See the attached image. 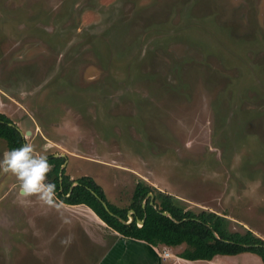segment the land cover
<instances>
[{
    "label": "rangeland",
    "instance_id": "rangeland-1",
    "mask_svg": "<svg viewBox=\"0 0 264 264\" xmlns=\"http://www.w3.org/2000/svg\"><path fill=\"white\" fill-rule=\"evenodd\" d=\"M0 111L123 207L142 179L264 239V0H0ZM62 202L0 170V264H92Z\"/></svg>",
    "mask_w": 264,
    "mask_h": 264
},
{
    "label": "trees",
    "instance_id": "trees-1",
    "mask_svg": "<svg viewBox=\"0 0 264 264\" xmlns=\"http://www.w3.org/2000/svg\"><path fill=\"white\" fill-rule=\"evenodd\" d=\"M10 122H13L12 119L0 111V138L5 139L8 151L26 143L16 124ZM46 156L53 165L47 179L56 185L55 196L66 203L86 204L123 236L150 243L161 242L171 247L185 244L186 247L177 254L191 260L211 259L215 254L250 251L258 254L264 264V239L249 229L244 232L228 230L225 225L227 218L223 215L214 211L201 210L196 213L185 209L176 202L174 196L162 192H158L160 201L155 205L147 196L153 188L142 180L136 182L130 203L119 207L106 198L102 186L89 175L70 179L63 168L60 178V165L66 159L65 156H54V153ZM102 200L110 211L106 210ZM143 200L146 201L144 206ZM128 209L133 210V219L125 222L128 220ZM142 218L143 222L138 224L137 219Z\"/></svg>",
    "mask_w": 264,
    "mask_h": 264
},
{
    "label": "crops",
    "instance_id": "crops-1",
    "mask_svg": "<svg viewBox=\"0 0 264 264\" xmlns=\"http://www.w3.org/2000/svg\"><path fill=\"white\" fill-rule=\"evenodd\" d=\"M25 130H30V129H25ZM30 133H31V131H30ZM67 161H68V159L66 157L65 166H67ZM71 177L73 178L74 176L71 175ZM140 180H142V179H140ZM142 181L153 188V190L150 191L152 194L147 195L150 197V202L155 203V205L157 203H159L160 198L157 196V192H162V193H167V192L162 191V190L154 187L153 185H150V183H147L144 180H142ZM121 189L124 190L123 187H121ZM121 189L119 188V193H120ZM133 190L134 189L132 186L129 187V190H127L130 199L132 197ZM168 194H170V193H168ZM105 196L108 200H110L111 203H113L119 207H123V204H121L120 202L117 201V200H119L118 197H116L117 200H112V198H110V194L108 192L105 193ZM172 196H174V195H172ZM174 197L176 198V202L179 205H181L180 204V202H181L180 198H178L176 196H174ZM62 204L66 208H77L75 210H79V211H77V213H78V216H80V217H78V219H74L75 224H77V225L82 224V228L84 230H85L86 226L91 227V225H92L91 232H89V233H90V237L92 236L93 240H95V242L93 244L94 247H92V250L88 249L89 252L90 251H92V252L88 253L87 255H86L85 251H82L86 257L87 256L90 258L94 257L95 260L92 264H218V263L219 264H226L225 261L228 258H232L231 262L228 261L229 263L236 264L235 261L238 260V257H236V256H238V255L240 256V254H238V253L237 254H215L211 259H193V260L187 259V258L181 257L177 254V251H179L177 248H179V247L167 246L161 242L150 243V242H146L143 240L123 236L117 230H115L112 227H110L109 225H107L89 206H87L84 203L71 204V203L62 202ZM81 208H83V209H81ZM132 213H133V211L130 212V209L127 210L128 220H129V214H132ZM68 221H70V220H68ZM68 221H65V223L63 224V226L66 228V230L68 228V224H70ZM102 222L105 223L110 228V229H108V230H110V231H108L109 232L108 234L111 236L110 237L111 239H109V241H105V243L102 242L101 239L98 238L99 239V241H98V239L95 238L96 235H98L96 233L99 232V234H100V229L96 228V225L101 227ZM137 223L141 224L140 221H137ZM65 225H67V226H65ZM70 225H72V224H70ZM63 226L61 228V231L63 229ZM102 248L104 249V251H102L100 253L99 250H101ZM96 249H97V254L95 253ZM163 250L170 252V254L169 255H163ZM63 253H64V251H63ZM62 257H64V256H62ZM169 257H171V258H169ZM77 259H79V258H77ZM244 259H245V264H263L261 257L254 252L253 253L247 252V254L245 253ZM70 262H71V260H69L67 262V264H70ZM73 264H87V262L84 263V262L76 260V261H73ZM89 264H90V261H89Z\"/></svg>",
    "mask_w": 264,
    "mask_h": 264
},
{
    "label": "clouds",
    "instance_id": "clouds-1",
    "mask_svg": "<svg viewBox=\"0 0 264 264\" xmlns=\"http://www.w3.org/2000/svg\"><path fill=\"white\" fill-rule=\"evenodd\" d=\"M52 167L34 143L6 151L0 159V170L17 178L21 195L36 196L45 205H52L56 195V185L47 179Z\"/></svg>",
    "mask_w": 264,
    "mask_h": 264
},
{
    "label": "water",
    "instance_id": "water-1",
    "mask_svg": "<svg viewBox=\"0 0 264 264\" xmlns=\"http://www.w3.org/2000/svg\"><path fill=\"white\" fill-rule=\"evenodd\" d=\"M10 124H14L13 122H10ZM16 127L21 131V129L16 125ZM22 132V131H21ZM30 133V130H26L25 132H22V134H23V136H25V134H29ZM54 156H65V154L64 153H54ZM65 163H66V159L64 160V162L60 165V178H61V171H62V169L65 167ZM76 182H73V184H75ZM72 184V185H73ZM152 193L149 191L148 192V194L147 195H151ZM145 200H143V202H142V205L144 206L145 205ZM102 203H103V205H104V207L106 208V210H108V211H110L109 210V208H108V206H107V204H106V202L105 201H103L102 200ZM133 210L132 209H130V212H132ZM162 213L163 214H166V215H170V213L169 212H167V211H162ZM133 219V215L132 214H129V220H127V221H125V220H123V221H125V222H129V221H131ZM137 221H140L141 223L143 222V218L142 219H138Z\"/></svg>",
    "mask_w": 264,
    "mask_h": 264
},
{
    "label": "built area",
    "instance_id": "built-area-1",
    "mask_svg": "<svg viewBox=\"0 0 264 264\" xmlns=\"http://www.w3.org/2000/svg\"><path fill=\"white\" fill-rule=\"evenodd\" d=\"M169 254H170V252L163 250V255H169Z\"/></svg>",
    "mask_w": 264,
    "mask_h": 264
}]
</instances>
